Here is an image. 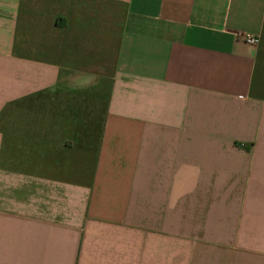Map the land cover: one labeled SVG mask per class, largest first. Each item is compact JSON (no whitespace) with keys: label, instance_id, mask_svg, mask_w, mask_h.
<instances>
[{"label":"crops","instance_id":"obj_1","mask_svg":"<svg viewBox=\"0 0 264 264\" xmlns=\"http://www.w3.org/2000/svg\"><path fill=\"white\" fill-rule=\"evenodd\" d=\"M0 264H264V0H0Z\"/></svg>","mask_w":264,"mask_h":264},{"label":"built area","instance_id":"obj_2","mask_svg":"<svg viewBox=\"0 0 264 264\" xmlns=\"http://www.w3.org/2000/svg\"><path fill=\"white\" fill-rule=\"evenodd\" d=\"M242 40L248 42V43H255L257 38L253 34H244L239 36Z\"/></svg>","mask_w":264,"mask_h":264}]
</instances>
